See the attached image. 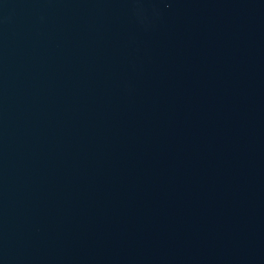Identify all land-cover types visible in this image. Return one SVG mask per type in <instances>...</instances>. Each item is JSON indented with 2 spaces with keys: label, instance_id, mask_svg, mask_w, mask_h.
I'll list each match as a JSON object with an SVG mask.
<instances>
[{
  "label": "water",
  "instance_id": "95a60500",
  "mask_svg": "<svg viewBox=\"0 0 264 264\" xmlns=\"http://www.w3.org/2000/svg\"><path fill=\"white\" fill-rule=\"evenodd\" d=\"M0 264H264V0H0Z\"/></svg>",
  "mask_w": 264,
  "mask_h": 264
}]
</instances>
